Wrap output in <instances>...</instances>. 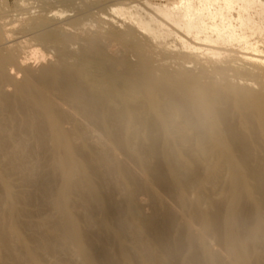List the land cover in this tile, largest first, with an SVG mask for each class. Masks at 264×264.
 Listing matches in <instances>:
<instances>
[{
	"label": "bare ground",
	"instance_id": "obj_1",
	"mask_svg": "<svg viewBox=\"0 0 264 264\" xmlns=\"http://www.w3.org/2000/svg\"><path fill=\"white\" fill-rule=\"evenodd\" d=\"M191 1L179 0L178 4L171 7H154L153 12L184 34L192 36L195 41L213 45L218 43L219 38H223L220 45L236 42L240 46L249 47L245 36L235 35L237 27L234 28L227 21L223 22L229 19L228 15L234 10L235 4L242 2L236 11V21L241 22L238 28L248 27L251 11H256L264 20L262 1L196 0V5ZM219 2H222V5L215 9L214 5L220 4ZM136 8L138 10V7ZM125 11L119 10L122 17L133 18L132 22L144 32L154 31L151 29V23L161 26L151 14L143 17L140 13H135L133 17L130 14L132 12ZM215 18L222 20L221 23L216 24ZM207 30L217 34V40L204 38ZM48 39L58 41L56 35H49ZM252 48L254 47L249 49L252 51ZM187 49L196 48L188 46ZM94 51L97 58L105 61L101 52ZM254 51L257 54V48ZM258 59L257 63L264 64V60ZM250 60L256 62L252 58ZM4 62L0 57V87L2 82L6 81L2 72ZM127 69L129 70V67ZM119 75L118 79L126 85L127 92L133 90L136 95L127 92L124 96L119 95L117 87L112 83L109 89L99 91L103 99L94 101L93 95L87 89L80 88V78L73 68H68L67 74L61 73L60 68H51L43 70L37 77L30 76L17 88L14 96H5L0 89V202L2 197L8 201L5 214L0 206L1 251L12 259L14 264H40V250L50 253L56 251V244L42 236L37 248L30 249L23 235V225L19 221L18 213L19 205L42 208L48 204L50 176L41 174L40 163L41 155L46 152L50 154L52 168L61 179L59 188L51 195L52 206L60 216L57 242L72 246L84 264L117 262L104 248L96 252L92 243L81 234L79 219L74 214L75 206L82 208L85 221L91 223L96 218L105 234L115 238L120 245L124 239H131L134 255H130L122 247L119 253V259L129 264H175L183 251L187 252L188 261L182 264H203L202 255L206 256L210 264H219L217 258L208 256L207 253L205 234L211 230L223 234L233 264H263L258 257L252 255L250 245L257 240L264 226V176L261 165L254 161L258 148H264V90L240 92L235 103L230 105L224 95L226 90L230 89L228 85L214 89L211 85L198 84L194 78L187 75L156 80L143 64L135 68L134 75ZM162 81L167 84L164 86ZM168 84H176L177 91L172 90ZM71 89L76 101H79L77 114L82 115L88 123L100 125L104 133L101 132L105 134L107 144L111 148H125L133 153L136 166L142 173L141 182L137 181L132 171L126 169L125 164L112 163L106 157L107 154L97 160H90L75 143L77 139H84L79 126H74L73 132L63 130L62 124H69L66 122L69 119L66 115L70 113L64 115L56 111L52 100L46 95L56 92L60 96H66ZM165 96L168 98L167 103L161 105L160 100ZM116 98H120L124 104V111L120 114L114 111ZM229 108L238 110L241 131L230 116ZM141 110H146L149 117L136 127L135 123ZM188 112L195 115L193 120L188 118ZM171 123H178V139L195 149L197 157L192 161L185 160L180 152L173 148L172 137L166 131ZM156 129L163 130L160 144ZM134 140L138 141L137 144L131 143ZM209 144L217 149V155L220 157L216 165H208L204 175L198 179L199 166L208 163L214 154ZM222 166L226 167L230 183L227 206L221 207L210 202L209 209L205 211L201 207L205 202L203 187L206 184L216 188L220 186L221 175L218 169ZM13 176H20L29 184L30 190L25 197L18 198L13 195ZM106 177L113 182L111 187L106 185ZM118 183H122L127 193L124 206L116 199L115 188ZM154 187L166 195L174 196L183 207H187L185 196L188 190H196L194 213L201 220L199 251L189 232H179L176 237H172L176 229V216L172 211H160L157 202L152 200L154 211L151 216L145 218L132 207L131 197L135 192L143 191L150 196ZM243 197L252 202L253 220L247 216L249 209L242 203ZM124 211L129 213L136 224L135 227L122 220ZM193 233L195 234V231ZM18 248L23 252L19 253ZM153 249L161 252L159 260L153 258Z\"/></svg>",
	"mask_w": 264,
	"mask_h": 264
},
{
	"label": "rangeland",
	"instance_id": "obj_2",
	"mask_svg": "<svg viewBox=\"0 0 264 264\" xmlns=\"http://www.w3.org/2000/svg\"><path fill=\"white\" fill-rule=\"evenodd\" d=\"M258 1L264 2V0ZM178 2L179 0H0V57L5 60L2 72L6 78L5 83L2 82L0 87L2 93L5 96L16 95L17 88L28 77H37L45 69L60 68L61 73L67 74L68 68H73L80 78V88L87 89L93 95V100L103 99V95L99 91L109 89L112 83L117 87L119 95L124 96L127 92L126 85L118 79L120 78L119 74L123 76L134 75L135 68L141 64L146 66L147 72L156 80L187 75L194 78L198 84L211 85L214 89L228 85L230 89L226 90L224 95L230 105L235 103L240 92L249 90L260 92L264 90V64L257 63V58H259L258 60H264V56H262L264 55L263 18L257 15L256 11H251L249 13L251 22L248 27H244V29L239 27V29L238 26L241 22L236 21V11L242 5V2H240L234 5V10L228 15L229 19L223 20V22L226 23L227 21L234 28L237 27L238 29L235 28V35L245 36L249 47L248 45L245 47L240 46L236 42L235 44L224 43L220 45V43H223L221 41L223 38H219L218 43H214V45L204 41L197 42L192 36L184 34L171 23L165 22L157 13H154L155 11L153 12L154 7H171L178 4ZM191 3L196 5L197 1L192 0ZM219 3L214 5L215 9L222 5V2ZM134 7H138V10ZM119 10H129L132 12L130 14L133 17L135 13H140L143 17L151 14L161 23V26L151 23V29H154V31L144 32L143 29L138 28L132 22L133 18L122 17ZM221 21L215 18L216 24L221 23ZM206 32L203 33L204 38L217 40V34L213 31L207 30ZM203 34L200 35L201 39ZM49 35H56L58 41L48 39ZM188 46L196 49H187ZM251 46L254 47L252 51L249 49ZM255 48L259 53L253 52ZM94 50L101 52L105 57V61L102 62L97 58ZM250 58L256 60V62L250 60ZM162 84L165 86L167 82L162 81ZM168 86L177 91L176 84H168ZM235 90H239L238 93ZM127 93L130 95L135 94L133 90ZM46 97L52 100L56 111L64 115L70 113L74 117L70 119L72 117L67 114L66 116L69 119L66 122L69 124L64 122L62 128L66 132H73L74 126H79L82 129L84 139H77L75 143L78 145L79 150L88 155L90 160H97L103 154H107L106 157L112 163L125 164L126 169L132 171L131 173L137 181H142V173L139 167L136 166L133 153L125 148H111L107 144L108 141L105 134H103V128L98 124L88 123L82 115L77 114L76 109L79 106V101H76L73 89L68 91L66 96H60L59 93L53 92L46 95ZM138 97L140 98V96ZM166 98L165 96L160 100L161 105L167 103L168 98ZM218 101H220V97ZM143 102V99H141V103ZM114 106L115 113L120 114L124 111V104L120 98L115 99ZM138 114L136 127H139L149 117L146 110H141ZM187 116L192 120L195 118V115L190 112L187 113ZM230 116L236 122L237 129L241 131V119L238 110L231 108ZM177 124H169L170 126L166 131L172 137L173 148L178 150L185 160L192 161L197 157L195 149L178 139ZM86 129L90 133L88 130L86 132ZM157 131L156 136L159 138L158 143L160 144L163 130L158 129ZM87 133L89 134L87 135ZM137 142V140H134L131 143L137 144ZM161 146H159L160 150L162 149ZM209 147L214 154L208 163L199 166L198 179L204 175L206 167L208 165L215 166L217 159L220 157L217 155V149L212 144H209ZM260 149L258 148L256 151L254 156L256 160L254 161L259 162L264 176L263 146ZM40 163L41 174L50 176L48 184L50 198H48V204L42 208L27 205L18 206L19 221L23 225V235L29 248L33 250L37 248L41 236L56 244L54 253L45 250L39 251L40 264H84L72 246L57 242L60 216L52 206L53 197L51 195L59 188L61 179L58 173L54 171L55 169L52 168L49 153L45 152L41 155ZM218 171L221 175L220 186L216 188L211 184H206L202 190L205 202L202 203L201 207L205 211L209 209L210 202L219 204L221 207L227 206L228 203L230 183L226 175V167L222 166ZM105 183L111 187L113 182L106 177ZM11 190L14 196L23 198L28 194L30 187L20 176H13L11 177ZM115 190L117 201L124 206L127 193L122 183H118ZM152 200L157 202L160 211L168 209L175 214L176 229L172 233V237H176L179 232H189L195 239L196 248L199 251L201 220L194 213L196 190L194 188L188 190L185 196L187 207H183L174 196L166 195L157 187H154L150 196L143 191L135 192L131 197V205L141 217L146 218L151 216L154 211ZM242 203L246 204L249 209L248 218L253 220L251 200L243 197ZM0 206L2 213L5 214L8 201L4 197L1 199ZM74 214L79 219L81 234L92 243L96 252L104 248L117 264H129L119 259V253L122 247L127 253L134 255L135 250L130 238L124 239L120 245V242L115 238L105 234L96 218L91 223L85 221L82 208L75 206ZM262 218L264 221V212ZM122 220L130 224L131 227L136 225L127 211L122 214ZM221 234L213 230L205 234L208 256L217 258L219 264H233L223 234ZM219 242L221 243L219 244ZM250 246L252 255L258 257L264 264V226L257 240ZM18 251L19 253L23 252L21 248H18ZM152 252L153 258L159 260L161 252L158 249H153ZM180 257L175 261V264L188 261L186 251H183ZM202 260L203 264H210L205 255H202ZM0 264H14L12 259H9L1 249ZM135 264L141 263L135 262Z\"/></svg>",
	"mask_w": 264,
	"mask_h": 264
}]
</instances>
